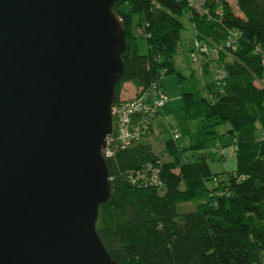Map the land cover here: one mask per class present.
Wrapping results in <instances>:
<instances>
[{"label":"trees","instance_id":"16d2710c","mask_svg":"<svg viewBox=\"0 0 264 264\" xmlns=\"http://www.w3.org/2000/svg\"><path fill=\"white\" fill-rule=\"evenodd\" d=\"M234 1L204 0L199 7L196 0L113 3L125 50L112 107L147 92L167 95L164 76L177 75L184 87L175 127L162 138L164 161L149 140L157 136L155 122L166 129L160 109L130 117L135 137L127 144L118 140L113 117L111 155L104 157L113 194L99 207L96 230L117 264H264V0ZM183 13L194 40L208 49L192 62L202 58L204 72L216 64L215 84L199 86L174 66ZM232 42L234 49L227 46ZM186 136L188 144H180ZM223 136L232 139L236 165L219 176L208 164L216 154L205 152V145ZM184 205L190 210L181 211Z\"/></svg>","mask_w":264,"mask_h":264},{"label":"water","instance_id":"95a60500","mask_svg":"<svg viewBox=\"0 0 264 264\" xmlns=\"http://www.w3.org/2000/svg\"><path fill=\"white\" fill-rule=\"evenodd\" d=\"M114 1L0 0V264H117L96 230L124 67Z\"/></svg>","mask_w":264,"mask_h":264},{"label":"rangeland","instance_id":"374dc122","mask_svg":"<svg viewBox=\"0 0 264 264\" xmlns=\"http://www.w3.org/2000/svg\"><path fill=\"white\" fill-rule=\"evenodd\" d=\"M203 1L204 0H196V6L199 7ZM226 1L230 4H233L234 0ZM180 21L182 22L184 28L180 33V42L178 44L177 53L173 58V63L176 70L186 78H189L191 75H193L196 78L195 80L198 82L199 86L203 87L204 84H215L217 82V78L219 77L217 65L210 63L208 66V71L204 72L200 70L202 58H200L197 62H192L189 56L190 51H192V43L195 39V31L193 25L191 24L189 14L183 13L180 17ZM211 55H213L214 58L216 54L211 53ZM160 84L169 98L168 103H166L164 107L160 108L158 118L166 124V129L161 132L162 129L159 126H156L158 123L155 122V124H157H154V130L155 133H157V136L155 138H150L149 140L152 142L154 151L159 154L161 161H164L166 160V157L163 153L162 138H166L167 135L171 133L169 126L175 127L176 122L173 113L182 107L181 95L184 92V87L180 83L179 77L175 74L162 77ZM124 90L128 92L130 90V86L125 85ZM201 95L203 97H207V91H201ZM222 129L223 128H217L216 131L221 133ZM188 141L189 139L186 136L182 137L179 143L188 144ZM231 143V138L223 136L220 139L211 141L205 145V152L216 154L212 160L208 161V164L210 170L213 173L220 174L219 176H223L221 174L224 172L235 169L236 161L232 155ZM190 208L191 207L189 205H184L181 207V211L186 212L189 211Z\"/></svg>","mask_w":264,"mask_h":264},{"label":"built area","instance_id":"2783aa9c","mask_svg":"<svg viewBox=\"0 0 264 264\" xmlns=\"http://www.w3.org/2000/svg\"><path fill=\"white\" fill-rule=\"evenodd\" d=\"M232 43H229L227 46L234 49V43L233 44ZM193 47H194V52L190 53V58L192 59V61L197 60V54L208 53V49L197 40L193 41ZM262 62L264 65V57L262 59ZM167 102H168V96L165 93L158 92L157 96L152 97L150 93L147 92L142 96L135 97L133 100L124 103L119 107H115V108L112 107V116L115 118V132L118 137V140L121 143L127 144L130 138L135 137V134L133 132H130V130L128 129L131 116L135 114H141L143 116L150 114L152 115L153 113L158 111V109L165 106ZM109 138L107 139L106 147L103 150L104 157H109L111 155V152L107 147ZM173 138L176 140L178 138V135H174Z\"/></svg>","mask_w":264,"mask_h":264},{"label":"crops","instance_id":"0c3cea01","mask_svg":"<svg viewBox=\"0 0 264 264\" xmlns=\"http://www.w3.org/2000/svg\"><path fill=\"white\" fill-rule=\"evenodd\" d=\"M234 2L235 1H233V4H234ZM233 4H231V5H233ZM213 57V56H212ZM205 60V59H204ZM206 60H208V59H206ZM203 60H201V64H200V67H201V69L200 70H202L203 69ZM204 85H206V84H204ZM231 149L233 150V148H232V146H231ZM226 155V154H225ZM232 155H233V151H232ZM224 156V155H223Z\"/></svg>","mask_w":264,"mask_h":264}]
</instances>
